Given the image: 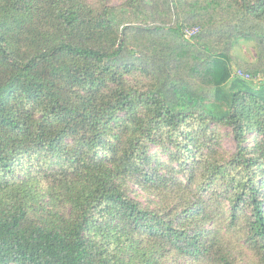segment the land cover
I'll return each instance as SVG.
<instances>
[{
    "label": "trees",
    "instance_id": "16d2710c",
    "mask_svg": "<svg viewBox=\"0 0 264 264\" xmlns=\"http://www.w3.org/2000/svg\"><path fill=\"white\" fill-rule=\"evenodd\" d=\"M235 68L264 77V0H0V264H264V81Z\"/></svg>",
    "mask_w": 264,
    "mask_h": 264
},
{
    "label": "rangeland",
    "instance_id": "374dc122",
    "mask_svg": "<svg viewBox=\"0 0 264 264\" xmlns=\"http://www.w3.org/2000/svg\"><path fill=\"white\" fill-rule=\"evenodd\" d=\"M88 1L90 3H93V5L95 4L98 5L101 2L120 5L123 0H88ZM250 49H251L250 55L256 53L253 47H250ZM219 140L221 141L222 147L218 149L224 152L226 155H229L235 151L236 149L235 140L229 129L219 128ZM152 154L156 157V159L161 158L164 161L167 160V156H164L162 154V151L158 148H154L152 150ZM59 166H60V161H56L54 157L35 156L31 161L30 160L26 161V164H24V170L29 168L31 171H33V175L41 180L40 189H45L48 187V183H49L48 178L46 176L53 174L59 168ZM139 199L143 200L142 197H139ZM235 246L237 249L238 262L242 261L243 262L242 264H260L257 255L251 251V249L247 246L244 240L238 241L237 238H235ZM182 263L191 264L189 262H182Z\"/></svg>",
    "mask_w": 264,
    "mask_h": 264
},
{
    "label": "built area",
    "instance_id": "2783aa9c",
    "mask_svg": "<svg viewBox=\"0 0 264 264\" xmlns=\"http://www.w3.org/2000/svg\"><path fill=\"white\" fill-rule=\"evenodd\" d=\"M201 31V28L198 26L188 27L183 31V38L186 40H192L195 36H197ZM233 77L242 79L247 82H253L255 84H260L264 81V78L261 74L257 76H253L252 74L245 72L240 68H236L233 72Z\"/></svg>",
    "mask_w": 264,
    "mask_h": 264
},
{
    "label": "crops",
    "instance_id": "0c3cea01",
    "mask_svg": "<svg viewBox=\"0 0 264 264\" xmlns=\"http://www.w3.org/2000/svg\"><path fill=\"white\" fill-rule=\"evenodd\" d=\"M250 46L243 44L240 49L235 51V55L238 56L241 60L247 62V63H252L256 59V53L250 55ZM247 56V57H246Z\"/></svg>",
    "mask_w": 264,
    "mask_h": 264
}]
</instances>
